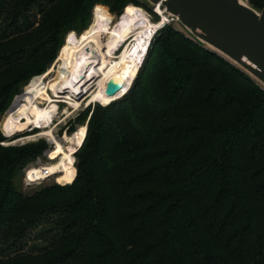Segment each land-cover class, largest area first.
<instances>
[{
	"label": "trees",
	"instance_id": "trees-1",
	"mask_svg": "<svg viewBox=\"0 0 264 264\" xmlns=\"http://www.w3.org/2000/svg\"><path fill=\"white\" fill-rule=\"evenodd\" d=\"M125 2L0 0V115L92 6ZM145 52L129 89L88 112L70 183L17 190L45 144H0V264H264V90L167 23ZM30 232L47 244L28 249Z\"/></svg>",
	"mask_w": 264,
	"mask_h": 264
},
{
	"label": "bare ground",
	"instance_id": "bare-ground-1",
	"mask_svg": "<svg viewBox=\"0 0 264 264\" xmlns=\"http://www.w3.org/2000/svg\"><path fill=\"white\" fill-rule=\"evenodd\" d=\"M153 12L160 16L156 24L133 5L127 6L119 19L109 21L106 8L97 6L85 31L79 35L71 32L66 36L64 55L57 64L60 79L56 71L41 88L20 98L16 106L15 102L19 97L14 100L15 110L12 108L4 114L5 116L13 111L6 121L9 134L29 125L40 128L36 135L46 136L51 143V149L46 153L47 160L57 161L46 167H33L35 173L47 171L49 175H59L57 183L61 185L72 180L73 152L77 144H81L86 127L78 126L73 138L67 136L63 140H57L49 127L52 119L51 105L63 100L76 110L82 98L88 104L98 102L103 106L120 98L136 76L152 33L169 21L161 6L155 5ZM118 47H122L123 51L116 56L114 50ZM110 79L120 85L121 89L108 96L105 95V83ZM9 113L5 119L3 117L4 121Z\"/></svg>",
	"mask_w": 264,
	"mask_h": 264
},
{
	"label": "water",
	"instance_id": "water-1",
	"mask_svg": "<svg viewBox=\"0 0 264 264\" xmlns=\"http://www.w3.org/2000/svg\"><path fill=\"white\" fill-rule=\"evenodd\" d=\"M162 7L202 47L246 73L264 90V8L247 0H142ZM105 95L121 89L111 79ZM15 99V98H14ZM13 103L5 111L13 108Z\"/></svg>",
	"mask_w": 264,
	"mask_h": 264
},
{
	"label": "rangeland",
	"instance_id": "rangeland-1",
	"mask_svg": "<svg viewBox=\"0 0 264 264\" xmlns=\"http://www.w3.org/2000/svg\"><path fill=\"white\" fill-rule=\"evenodd\" d=\"M125 1H126L125 5L121 8V10L119 12L111 11L110 8L107 7L106 5H100V4H96V5L105 7L106 13L108 14V20L109 21H115V20L119 19L121 16H123V14H124L123 12L125 11V8L127 6L133 5V6L137 7L139 5H137L134 1H140L141 2L142 0H125ZM145 5H147L148 8H151V10L154 11L153 5L147 4V3H145ZM97 6H96V8H97ZM139 7H140L139 9L143 13H145L148 20L152 21L151 14L148 13L144 7H141V6H139ZM93 8L94 7L92 6V9L90 12V19L88 22L89 24H90V22L92 20V16H93L92 15ZM96 8H95V10H96ZM95 10H94V12H95ZM167 24L174 26L177 30L182 31L183 35H185L187 37L189 36L191 38V36L188 35L182 28H180L179 25L175 21L170 20L169 22H167ZM158 29L159 28H157L156 30H158ZM71 32L75 33L77 35L82 33V32H78V31H74V30L66 32L62 37L63 40L61 42V45L58 47V49L55 53L56 57L47 65V67L44 69L43 73L32 76L26 84H23L20 86V88L18 89L19 92H16L13 95V98L10 101L11 104L13 103L14 98L16 99L17 97H19L15 102V106H16L20 98L25 97L26 95H29V94H33L34 91L41 88L47 81L50 80V78H52L54 73L57 71V64H59L60 58L64 55V46L63 45H64L65 38ZM118 49H119V47L114 50V53H116L115 54L116 56H118L123 51L122 47H121L122 50L121 49L118 50ZM48 70L50 71L49 79L46 80L43 84H39L34 89H32V84H33L32 82L34 81V79L41 77ZM57 74H58V71H57ZM58 77L60 79V74H58ZM22 93H25V94L19 96ZM95 105L103 106L102 104H100L98 102H93V103L88 104V101H85V98L81 99L80 106L76 110H75V107H73L69 104H66L65 102H63V100H59L58 102L52 103V105H51L52 119L50 122L51 125L49 124V127L51 129V132H53L54 138H56L57 140H63V138L67 137V136L69 138H73V134L75 133L78 126L85 125V127H86V122H87V119L89 117L88 112H90ZM15 106H14V108H15ZM14 108H13V111L15 110ZM86 111H87V113L84 114ZM5 113L6 112H4L0 115V134H2L5 138L4 141H2L0 143L2 146H4V147H7V146H9V147H14V146L20 147V146H25V145H30V144H37L38 142H44V144H45L44 147H42L40 153L38 155L34 156L33 158H30V160L26 163L25 167L22 168L18 172V174L15 176V178L13 179L15 188H17V190H19L25 194H30L31 192H33L35 190L46 187L47 185L58 184L57 183V176H59V175H57V176L50 175V176L46 177L45 180L38 181V182H31V184H28L23 179L24 178V172H25L27 167H29L31 165H35L36 167L44 165V167H46V165L55 163L57 161L50 162L47 160L48 157L46 156V153L51 149V146H50L51 143L49 142V140L46 136L44 137L41 135H36L41 130L40 128H38V127L34 128L33 125H29L28 127L24 128L21 131H14L13 134H5L2 131V126H4L3 125L4 122L6 125V121H7L8 117L11 115V113L8 112L9 115L7 116L6 120L4 121L6 115L8 114L7 113L4 116ZM3 117H4V119H3ZM2 119H3V121H2ZM1 121H2V124H1ZM6 130L8 132L7 125H6ZM79 145H80V143L77 144V148L74 149L75 151L73 152V155L76 152V150L78 149ZM73 159H74V156H73ZM73 162H74V160H73ZM74 164H75V162H74ZM72 168L74 169V167H72ZM74 176H75V169H74ZM73 179H74V177L72 178V180ZM71 181H69L68 183H70ZM58 185H61V184H58ZM50 227H52V226L49 224L45 225V226H43V228H41V229L39 228L37 230V232H39V231L42 232L44 230H48ZM31 235H32V233L30 232V235L26 239L28 241V244H27L28 249H33L36 247H42V246H45L47 244L46 240L45 241L43 239H35L34 240V239H32Z\"/></svg>",
	"mask_w": 264,
	"mask_h": 264
},
{
	"label": "built area",
	"instance_id": "built-area-1",
	"mask_svg": "<svg viewBox=\"0 0 264 264\" xmlns=\"http://www.w3.org/2000/svg\"><path fill=\"white\" fill-rule=\"evenodd\" d=\"M171 19H169V21H170ZM169 21H167V22H169ZM171 21H173V20H171ZM166 22V23H167ZM156 31V30H155ZM154 31V32H155ZM153 32V33H154ZM152 33V34H153ZM152 36V35H151ZM150 42V41H149ZM143 60V59H142ZM33 167H36L35 165H31V166H29V167H27L26 168V170H25V172H24V180L28 183V184H31V182H38V181H42V180H45L46 179V177H48V176H50L49 174H48V172L46 171V172H44V173H40V172H38V173H35L34 172V168Z\"/></svg>",
	"mask_w": 264,
	"mask_h": 264
}]
</instances>
